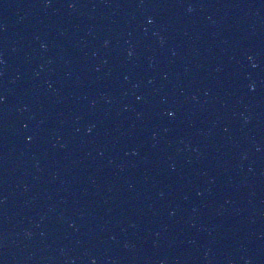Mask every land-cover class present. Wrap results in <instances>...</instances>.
<instances>
[{
    "label": "water",
    "instance_id": "95a60500",
    "mask_svg": "<svg viewBox=\"0 0 264 264\" xmlns=\"http://www.w3.org/2000/svg\"><path fill=\"white\" fill-rule=\"evenodd\" d=\"M0 264H48L37 0H0Z\"/></svg>",
    "mask_w": 264,
    "mask_h": 264
}]
</instances>
